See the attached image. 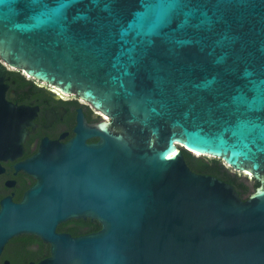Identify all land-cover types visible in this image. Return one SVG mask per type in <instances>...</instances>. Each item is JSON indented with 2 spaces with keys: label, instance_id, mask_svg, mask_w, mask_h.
Returning <instances> with one entry per match:
<instances>
[{
  "label": "water",
  "instance_id": "95a60500",
  "mask_svg": "<svg viewBox=\"0 0 264 264\" xmlns=\"http://www.w3.org/2000/svg\"><path fill=\"white\" fill-rule=\"evenodd\" d=\"M0 60L111 121L81 108L69 142L16 163L42 106L8 101L0 65V185L36 179L0 205V256L27 234L49 249L33 264H264V0H0Z\"/></svg>",
  "mask_w": 264,
  "mask_h": 264
},
{
  "label": "flooded vegetation",
  "instance_id": "af4514ba",
  "mask_svg": "<svg viewBox=\"0 0 264 264\" xmlns=\"http://www.w3.org/2000/svg\"><path fill=\"white\" fill-rule=\"evenodd\" d=\"M0 65H4L10 71L7 83L13 87L8 89V101L23 98L16 106L38 104L42 106L37 117L39 125L29 122L32 132L26 141V152L16 157V163L25 162L35 156L47 137L59 139L68 131L70 134L62 141L69 142L74 136L75 127L81 124V108L89 122H111L80 99L37 82L24 73L8 67L1 60ZM88 140L98 141L96 138ZM16 177L19 179L17 184L12 186L8 182L0 185V205L4 202L6 195L15 193L16 202L20 204L25 194L36 183V179L23 169L17 172ZM98 226L95 220L69 219L60 223L58 231H69L75 235H81L96 233L99 230ZM45 245L46 243L32 235L14 236L5 245L4 254L0 256V264H33V260L44 261L49 257V249H44Z\"/></svg>",
  "mask_w": 264,
  "mask_h": 264
},
{
  "label": "trees",
  "instance_id": "16d2710c",
  "mask_svg": "<svg viewBox=\"0 0 264 264\" xmlns=\"http://www.w3.org/2000/svg\"><path fill=\"white\" fill-rule=\"evenodd\" d=\"M185 156L187 159L188 164H190L195 170H197L201 175H206L210 173H214L226 180H229L233 182V184L239 189L241 192V199L245 200L246 198H243L244 195H246V189L243 187V184L241 183L240 179L236 176V174H229L228 170H225L221 165L220 161L210 160L205 161L200 158H195L198 155H191L186 152ZM247 178L249 176L245 175ZM257 187V183H255ZM254 188V189H255ZM99 229V226L97 227Z\"/></svg>",
  "mask_w": 264,
  "mask_h": 264
},
{
  "label": "rangeland",
  "instance_id": "374dc122",
  "mask_svg": "<svg viewBox=\"0 0 264 264\" xmlns=\"http://www.w3.org/2000/svg\"><path fill=\"white\" fill-rule=\"evenodd\" d=\"M196 158H200V157H196ZM202 160H205V161H210L212 159H209V158H200ZM215 161H218V160H215ZM220 165L225 169V170H228L229 174H232L233 173L231 171H229L228 168H226L224 165H222V163L220 162ZM236 176L240 179L241 183L243 184V187L246 189V195L243 196V198H246L249 194H251L256 186L255 183H253L251 180H249L247 177H243L242 175L240 174H236ZM247 179V180H246Z\"/></svg>",
  "mask_w": 264,
  "mask_h": 264
},
{
  "label": "bare ground",
  "instance_id": "6f19581e",
  "mask_svg": "<svg viewBox=\"0 0 264 264\" xmlns=\"http://www.w3.org/2000/svg\"><path fill=\"white\" fill-rule=\"evenodd\" d=\"M194 155H197V154H194ZM243 175H247V176H249L248 174H243Z\"/></svg>",
  "mask_w": 264,
  "mask_h": 264
},
{
  "label": "built area",
  "instance_id": "2783aa9c",
  "mask_svg": "<svg viewBox=\"0 0 264 264\" xmlns=\"http://www.w3.org/2000/svg\"><path fill=\"white\" fill-rule=\"evenodd\" d=\"M248 179H249V177H248Z\"/></svg>",
  "mask_w": 264,
  "mask_h": 264
}]
</instances>
